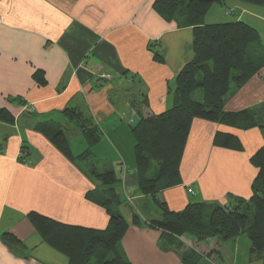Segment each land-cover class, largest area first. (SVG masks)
<instances>
[{
	"label": "crops",
	"instance_id": "obj_1",
	"mask_svg": "<svg viewBox=\"0 0 264 264\" xmlns=\"http://www.w3.org/2000/svg\"><path fill=\"white\" fill-rule=\"evenodd\" d=\"M153 2L0 0V108L14 116L11 123L0 120V264L69 263L45 242L29 211L69 224L107 225L104 207L86 197L98 185L90 172L93 164L99 171H118L121 211L130 223L133 212L141 217L142 223H131L120 242L131 264H185L181 255L186 249L195 251L196 264H264V254L251 253L245 234L204 241L183 235L182 248L166 250L159 245L161 231L147 224L160 218L161 211L139 191L129 122L144 97L155 113L172 106L176 76L194 55L193 28L163 19ZM228 4L233 13L215 9L208 19L209 10L206 23L244 20L259 30L264 49V6L236 0ZM155 50L162 62L155 59ZM37 69L43 83L33 77ZM263 105L264 64L240 87H232L224 109L261 111ZM69 108L90 117L101 131L89 160L72 162L40 130L42 123H56L75 155L86 150L79 126L64 113ZM65 124H74L84 140L78 152ZM218 130L236 135L243 150L215 145ZM23 145L27 162L18 160ZM261 146L264 130L259 127L244 130L194 118L180 164L182 184L161 190L158 198L175 211L191 202L212 205L249 198L258 173L250 157ZM133 199L140 200L139 207ZM5 231L19 239V246L2 240Z\"/></svg>",
	"mask_w": 264,
	"mask_h": 264
},
{
	"label": "trees",
	"instance_id": "obj_2",
	"mask_svg": "<svg viewBox=\"0 0 264 264\" xmlns=\"http://www.w3.org/2000/svg\"><path fill=\"white\" fill-rule=\"evenodd\" d=\"M229 1L153 2L154 10L163 19L180 27L193 28L194 55L176 76L172 106L155 113L144 97L137 107L140 121L131 127L139 191L151 196L161 211L160 218L150 219L147 224L161 231L159 245L166 250L182 248L179 237L183 235L204 241L208 238L229 240L245 234L250 240L251 253L264 254V146L250 157L258 173L252 182V194L247 199L234 197L226 204L212 205L191 202L175 211L158 198L161 190L182 184L180 164L194 118L244 130L253 127L264 130V105L261 111L257 108L224 109L232 87H240L264 64V49L257 28L244 20L206 23V15L214 3L228 6ZM236 1L264 6V0ZM226 12L234 11L230 7ZM154 57L163 61L158 50L154 51ZM33 77L38 83L44 82L39 69ZM64 113L79 126L87 142L82 153L75 155L72 152L68 136L56 123H42L40 130L72 162L91 159L92 149L102 137L99 127L75 109H66ZM0 120L11 123L14 116L3 107L0 108ZM214 144L243 150L236 135L220 130L215 133ZM28 154L23 145L18 160L27 162ZM90 172L98 185L88 190L86 197L104 207L109 215L104 228L64 223L35 210L29 211L27 216L45 242L68 257V264H131L121 250L120 242L131 223H142L141 217L133 212L130 223L122 213L123 197L118 189L120 178L116 170L99 171L93 164ZM1 238L13 248L20 244L11 232H3ZM181 259L185 264H196L198 256L194 250L186 249Z\"/></svg>",
	"mask_w": 264,
	"mask_h": 264
},
{
	"label": "rangeland",
	"instance_id": "obj_3",
	"mask_svg": "<svg viewBox=\"0 0 264 264\" xmlns=\"http://www.w3.org/2000/svg\"><path fill=\"white\" fill-rule=\"evenodd\" d=\"M228 6H220L219 4H217V3H214L213 4V6H212V8H210V12H209V16H208V19H212V14L214 13V11H215V9H221V8H223L224 10H229V8L232 6L231 4H227ZM220 22V21H219ZM62 120H64V119H62ZM66 121H67V119H66ZM65 125H67L68 127V134H69V136H70V138H71V143H72V148H73V151L74 152H78V150H80V147H81V142H80V139H82V138H80L79 137V135H77V130L75 131V129L74 128H72V127H74L73 125L74 124H72V125H68V124H65ZM132 135H133V133H132ZM133 138H134V136H132ZM84 139V138H83ZM82 139V141H84ZM131 154H130V159L133 161V163L135 164L136 163V160H135V154H134V147H133V149L131 150V152H130ZM130 160V161H131ZM126 164H129L128 163V161H127V163ZM127 166H129V165H127ZM118 172V171H117ZM130 202V201H129ZM128 202V203H129ZM133 202H134V204H135V206H140V200L139 199H133ZM131 203V202H130ZM132 204V203H131ZM122 210H123V208H121Z\"/></svg>",
	"mask_w": 264,
	"mask_h": 264
},
{
	"label": "water",
	"instance_id": "obj_4",
	"mask_svg": "<svg viewBox=\"0 0 264 264\" xmlns=\"http://www.w3.org/2000/svg\"><path fill=\"white\" fill-rule=\"evenodd\" d=\"M139 121H140V117L136 113H134L131 116V120H130L129 124L132 127H134V126H136L138 124Z\"/></svg>",
	"mask_w": 264,
	"mask_h": 264
},
{
	"label": "built area",
	"instance_id": "obj_5",
	"mask_svg": "<svg viewBox=\"0 0 264 264\" xmlns=\"http://www.w3.org/2000/svg\"><path fill=\"white\" fill-rule=\"evenodd\" d=\"M191 193L193 194L194 193V190H191Z\"/></svg>",
	"mask_w": 264,
	"mask_h": 264
}]
</instances>
